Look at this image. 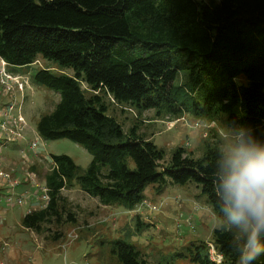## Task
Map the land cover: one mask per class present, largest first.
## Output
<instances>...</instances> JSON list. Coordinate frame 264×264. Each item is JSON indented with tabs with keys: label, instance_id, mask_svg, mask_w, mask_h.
<instances>
[{
	"label": "trees",
	"instance_id": "obj_1",
	"mask_svg": "<svg viewBox=\"0 0 264 264\" xmlns=\"http://www.w3.org/2000/svg\"><path fill=\"white\" fill-rule=\"evenodd\" d=\"M0 56L18 66L42 56L73 70L68 76L44 68L34 76L60 97L40 115L38 135L68 138L92 156L81 169L67 155H50L49 199L20 224L52 238L60 234L44 230L46 223L76 221L61 196L74 184L102 205L134 209L148 186L161 194L167 185L194 183L218 211L209 179L218 140L204 141L200 156L177 146L166 159L137 125L124 131L109 115L107 96L138 112L249 125L264 140V0H0ZM205 82L209 88L196 99ZM210 243L221 261L199 243L195 264H234L214 229ZM113 252L121 264H146L125 242L116 241Z\"/></svg>",
	"mask_w": 264,
	"mask_h": 264
},
{
	"label": "rangeland",
	"instance_id": "obj_2",
	"mask_svg": "<svg viewBox=\"0 0 264 264\" xmlns=\"http://www.w3.org/2000/svg\"><path fill=\"white\" fill-rule=\"evenodd\" d=\"M44 68L73 76L71 68L61 67L42 56L29 65L9 64L7 67L10 73L19 75L24 81L22 96L19 91L15 92V111L22 114L34 131H37L40 115L50 112L60 99L58 92L35 80L36 72ZM81 86L87 94L91 93L84 82ZM207 88L209 83L206 82L199 87L195 92L196 99ZM106 100L109 115L115 117L124 131L137 125L139 133L163 148L166 159L177 146H184L194 156H200L204 141L218 140L219 133L224 130L223 118L203 121L188 113L176 117L158 115L153 110L138 112L128 104L115 103L109 96ZM37 136L38 150L43 154L67 155L81 169L91 161L92 156L68 138L46 140ZM27 137L33 138V132L27 131ZM12 149L16 154L9 155L14 161L2 154L7 162L3 168L12 175L35 173L36 181L41 182L51 169V165L43 161L45 155L37 153L21 159L17 147ZM144 195L143 202L150 203L149 206L141 203L134 209H126L120 205H102L76 184L65 188L61 191L63 204L74 212L76 221L56 226L46 223L43 229L60 234L56 238L21 226L22 216L31 209L29 202L6 208L1 199L0 206L5 213H0V264H121L113 252L116 241L137 249L146 264H195L192 261L195 246L210 243L216 220L201 189L194 183L167 185L161 194H155L148 186Z\"/></svg>",
	"mask_w": 264,
	"mask_h": 264
},
{
	"label": "clouds",
	"instance_id": "obj_3",
	"mask_svg": "<svg viewBox=\"0 0 264 264\" xmlns=\"http://www.w3.org/2000/svg\"><path fill=\"white\" fill-rule=\"evenodd\" d=\"M209 179L218 210L213 228L234 264H264V140L251 126L224 125Z\"/></svg>",
	"mask_w": 264,
	"mask_h": 264
},
{
	"label": "built area",
	"instance_id": "obj_4",
	"mask_svg": "<svg viewBox=\"0 0 264 264\" xmlns=\"http://www.w3.org/2000/svg\"><path fill=\"white\" fill-rule=\"evenodd\" d=\"M8 65L0 56V187L4 188V191L0 193V200L2 199L6 205L13 206L31 202L30 199L32 198L35 202L33 204L31 202L30 206L34 207V209L30 210H35L44 207L49 199L44 179L41 182L36 181L33 175L35 173H25V175L23 174L24 181H20L21 178L12 175L11 171H6L1 163L3 152L12 147H17L16 150L21 159L42 153L40 149L38 150L39 138L37 131L31 130L22 114L19 111H15L17 106L15 92L19 91L22 96L24 81L19 75L10 73L7 70ZM17 110H19V107H17ZM29 130L34 134L31 139L27 137V131ZM27 152L28 154H26ZM39 155H45L43 161H47L52 166L50 155H43V153ZM23 183L32 186V192L24 190L17 193V188L22 186ZM143 204L150 205V203L146 202H143ZM208 246L210 259L219 263L221 255L216 252L213 244L209 243Z\"/></svg>",
	"mask_w": 264,
	"mask_h": 264
},
{
	"label": "crops",
	"instance_id": "obj_5",
	"mask_svg": "<svg viewBox=\"0 0 264 264\" xmlns=\"http://www.w3.org/2000/svg\"><path fill=\"white\" fill-rule=\"evenodd\" d=\"M13 148V147H12ZM8 149V150H6V152L4 151L3 152V155H6L7 157H8V159H10V160H12V161H14V159H13V157L11 156V155H9V154H16L15 153V150L14 149ZM16 152H17V150H16ZM39 154H41L42 155V153H39ZM2 155V157H1V163L3 164V166L4 167H6L7 166V162H6V159H5V157ZM17 155H18V153H17ZM44 155V154H43ZM51 165V164H50ZM17 177H19V178H21L20 179V181H24V176H23V174H15ZM24 190H28L29 192L31 191L32 192V190H33V188H32V186H28V184L26 183H23L22 184V186H19L18 188H17V191H24ZM2 191H4V188L3 187H0V193L2 192ZM31 200V202H32V204L35 202L34 200H32V198L30 199ZM0 202H1V200H0ZM31 202H29L30 203V205H31ZM6 205V204H5ZM35 206H37V204H35ZM13 208L14 207V205L13 206H9V205H6V208ZM2 209V210H1ZM31 209H34V207H31ZM1 212H4L5 213V209H3V207H1L0 206V213Z\"/></svg>",
	"mask_w": 264,
	"mask_h": 264
}]
</instances>
